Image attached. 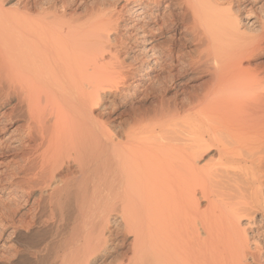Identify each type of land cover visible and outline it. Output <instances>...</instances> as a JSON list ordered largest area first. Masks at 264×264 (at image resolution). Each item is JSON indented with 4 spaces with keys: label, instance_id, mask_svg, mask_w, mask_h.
Returning a JSON list of instances; mask_svg holds the SVG:
<instances>
[{
    "label": "bare ground",
    "instance_id": "obj_1",
    "mask_svg": "<svg viewBox=\"0 0 264 264\" xmlns=\"http://www.w3.org/2000/svg\"><path fill=\"white\" fill-rule=\"evenodd\" d=\"M238 3L0 0V264H264V5Z\"/></svg>",
    "mask_w": 264,
    "mask_h": 264
},
{
    "label": "rangeland",
    "instance_id": "obj_2",
    "mask_svg": "<svg viewBox=\"0 0 264 264\" xmlns=\"http://www.w3.org/2000/svg\"><path fill=\"white\" fill-rule=\"evenodd\" d=\"M28 1V0H27ZM30 1V0H29ZM68 1H71V0H68ZM258 1V2H257ZM256 2L255 1H253V0H241V2H243L242 4L240 3H238V4H235V6H237V5H239L238 6V8H239V13L241 14V20H243V21H246V20H244L245 18V12L247 11V12H249V14L254 18H256V17H258V16H260V11H261V5L263 4L264 5V0H257ZM253 2V3H252ZM119 5L121 6L122 5V3L120 2L119 3ZM244 7L243 9H241L242 7ZM120 6H119V8H120ZM130 6H128L127 7V9L129 8ZM264 7V6H263ZM121 8H123L122 6H121ZM236 8V7H235ZM126 9V8H125ZM176 12H178V11H176ZM175 12V13H176ZM242 16H243V18H242ZM123 20L125 21V23L126 22H128V23H132V21L134 20V16L132 15H128L127 13H125L124 15H123ZM127 24V23H126ZM179 32V31H178ZM180 32H182V31H180ZM149 34V33H148ZM147 34V38L146 39H150V41H152L153 40V42L155 41L156 43H158V39H159V44H156V45H162V43H165V41L167 40V39H165L164 40V34H160V35H158V34H154L153 32L152 33H150V35H148ZM154 34V35H153ZM184 35V34H183ZM161 37H163V38H161ZM184 38H185V40H187V41H182L181 40V42H180V44H179V41L180 40H178V41H175L177 44H179L180 45V47H178L179 45H177L176 43H175V46H174V53H176V55H175V57H176V59L174 58V61H173V64H174V68H176V69H178L180 66H181V62L183 61V62H186L190 57H192L193 56V54H192V52L194 53L195 52V50H194V46L193 45H191L192 43L190 42V36L189 35H184ZM186 38H188V39H186ZM155 39V40H154ZM161 40H164V42L162 41L161 42ZM189 41V43L187 44V42ZM183 43V44H182ZM184 45V47L182 46V45ZM176 45H177V47H176ZM193 46V47H192ZM165 48V47H164ZM177 48V49H176ZM183 48H185V50L183 49ZM179 49V50H178ZM194 50V51H191L190 52V50ZM159 50L161 51V50H163V45L161 46V47H159ZM176 50H178L179 52L180 51H185V54L186 53H188V54H182L181 52H180V55L181 56H183V57H181L180 55H179V52L178 51H176ZM188 50V51H187ZM184 51H183V53H184ZM130 52H133V51H131L130 50ZM191 54H190V53ZM177 53H178V55H177ZM132 53H130V55H131ZM138 54V55H137ZM136 54V61L134 62V64L137 66V64L138 63H140V61L142 62V60H139L138 61V59L139 58H141L142 56L139 54V53H137ZM184 55H185V57H184ZM189 55V56H188ZM192 55V56H191ZM139 56V57H138ZM188 56V57H187ZM179 57H181V58H184V60L183 59H181V61H180V58ZM177 60V61H176ZM163 61V60H162ZM161 61V63L159 62V64H164L165 65V63L164 62H162ZM180 61V62H179ZM136 62H138V63H136ZM178 63V64H177ZM159 64H155V65H151V63L150 64H144V66L145 67H147V65H148V68H157V66L159 65ZM179 65V66H176V65ZM151 66V67H150ZM159 67V66H158ZM10 159V158H9ZM9 159H1L0 158V179L1 178H3L2 176L4 175V172H5V166H8V164L10 163V160ZM0 195H2L1 194V192H0ZM27 241V240H26Z\"/></svg>",
    "mask_w": 264,
    "mask_h": 264
}]
</instances>
